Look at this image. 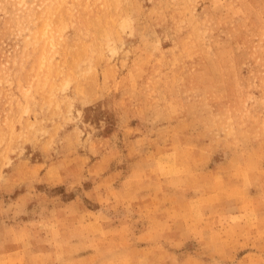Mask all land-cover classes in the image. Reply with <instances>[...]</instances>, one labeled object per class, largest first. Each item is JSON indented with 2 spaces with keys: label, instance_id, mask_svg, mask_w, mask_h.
<instances>
[{
  "label": "rangeland",
  "instance_id": "obj_1",
  "mask_svg": "<svg viewBox=\"0 0 264 264\" xmlns=\"http://www.w3.org/2000/svg\"><path fill=\"white\" fill-rule=\"evenodd\" d=\"M0 264H264V0H0Z\"/></svg>",
  "mask_w": 264,
  "mask_h": 264
}]
</instances>
